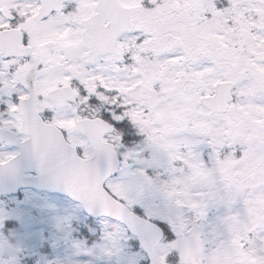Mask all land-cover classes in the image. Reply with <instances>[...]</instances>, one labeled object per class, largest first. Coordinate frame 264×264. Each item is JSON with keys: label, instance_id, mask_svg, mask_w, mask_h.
I'll use <instances>...</instances> for the list:
<instances>
[{"label": "snow or ice", "instance_id": "snow-or-ice-1", "mask_svg": "<svg viewBox=\"0 0 264 264\" xmlns=\"http://www.w3.org/2000/svg\"><path fill=\"white\" fill-rule=\"evenodd\" d=\"M0 264H264V0H0Z\"/></svg>", "mask_w": 264, "mask_h": 264}]
</instances>
